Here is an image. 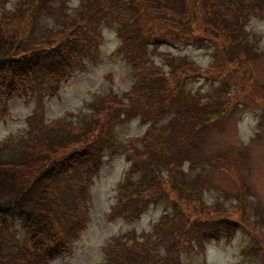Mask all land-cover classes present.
<instances>
[{
	"label": "rangeland",
	"instance_id": "obj_1",
	"mask_svg": "<svg viewBox=\"0 0 264 264\" xmlns=\"http://www.w3.org/2000/svg\"><path fill=\"white\" fill-rule=\"evenodd\" d=\"M60 1L55 2L57 8V2ZM102 1L109 3L108 0ZM79 2L80 0H65L68 11L76 12L74 9ZM197 2L199 3L189 0L186 11L179 9L174 15L164 8L151 12L139 8L121 10L120 1L113 0L110 2L111 8L119 9V14L127 13L124 14L126 21L123 16L118 17V14L112 23H98L100 27L94 43L95 54L83 57V67L74 70L66 80H60V85L55 87V94L49 96L48 93L42 95L36 92L31 96V91L27 88L26 95L20 92L6 100V110L0 114V143L7 138H13L14 143L0 149L3 159L11 157V149L16 151V144H20L19 138L24 139V143L32 142L31 139L27 141L29 137L26 134L30 127L48 129L50 133H56V129L66 131L67 138L78 136L79 141H84L85 144L97 141L98 136L105 135L104 138L112 140L116 147L114 151H108L106 146H101L103 160L94 171V176L91 172L92 179L86 183V199L82 204L87 207V211L84 216L81 212V228L75 237L74 246L68 250L53 249L52 259L48 264H101L106 261L108 264H127L128 257H132L131 252L141 248V241L154 240L155 237L151 233L154 225L155 229L164 225L167 232L175 229L170 230L168 224L170 225L171 218L179 211L185 214L180 218L183 221L180 226L186 223L185 231L188 230V220L200 217L209 221L217 220L218 216L222 217L219 221L223 225L221 234L190 233L185 236V240H178V243L170 248L162 243L159 252L167 254L161 257V263L169 261L168 264H264V0H241L239 9L227 0ZM254 2L257 5L248 9ZM176 3L179 7L184 5L178 1ZM199 4L216 5L213 14L229 11L223 17L226 20H231L234 15L238 19L235 24L238 32L233 31L231 34L239 42L236 43V40L218 31L223 27L219 26L222 24L217 22L215 16H209L211 6L204 13L199 9ZM243 5L246 8L241 10ZM17 6L16 0H0V15L10 9H16ZM164 6L173 7L172 2H165ZM26 11L30 19L31 11ZM48 13L42 16L41 27L35 29L34 38L37 40H48L50 33L47 27L53 28L54 32L58 29V21L54 18L58 11L50 9ZM151 13L164 18L166 23H158V19H153ZM182 13L186 19L177 17ZM203 19L208 24L204 25ZM210 20L216 23L215 27H208ZM15 23L12 28L9 27L10 33H7L14 34L15 39H23L24 36L20 34H25L27 28L22 23ZM170 23L177 28H168ZM119 26H122L123 30L126 27L132 41L137 38L144 39L139 53L145 73L142 75L144 83L151 84L149 78H154V92L158 93V90L163 94L167 98L168 106L169 101L171 102L165 114L154 117L151 127L147 126L148 122H143L137 113L133 116L131 112H126L119 119L121 121L115 116L117 109L123 108L122 112L128 108L126 106L131 110L132 106H136V110L140 107L142 111L147 108L139 106L143 102L144 94L137 100H134L135 97L127 98L136 77L126 48L121 44L122 38L117 34ZM137 26L141 31L136 37L132 30ZM241 26L247 31L246 34L239 31ZM203 27L212 32L204 30ZM63 31L65 33V28ZM71 36L70 38H73ZM201 39L204 40L200 41ZM133 49L137 51L136 46ZM135 54L137 55L133 53ZM169 57L171 59H168ZM173 57L181 59V66L187 68L188 73L181 72L176 75L172 72L173 67L177 66L171 62ZM143 80H140L141 83ZM225 86L228 88L225 89ZM222 89L227 93V96L221 97L220 100L227 104L223 118L216 117L210 121L206 119L203 126L207 127L202 131L200 138L190 141L186 135L179 137L183 132H176L174 127L171 130V123L191 127L192 122L183 114V105H191V99L195 102L197 99L207 101L211 98L213 101L212 92ZM119 101L122 104H119ZM41 113H44V117L40 116ZM195 118L203 120L202 116ZM38 120L45 123L42 124ZM140 134L156 139L152 145L141 146L143 149L150 146L156 155L154 160L159 161L155 165L160 180L150 184L147 178L139 180V190H144V197L152 195L142 202L145 209H141L139 215L128 213L126 218H109L107 211L112 209L116 187L120 184L125 169L129 166L136 170L139 168V161L128 162L124 158L126 151L123 152L120 148H123L124 144L139 147L142 144ZM169 137L173 140V154L167 164L172 167L171 173H167L166 161L162 163L161 156L157 157L162 149L160 139ZM69 147L59 150L58 156L66 153ZM131 181H127V193H130L133 187ZM81 184L82 182H78L77 190L75 185L67 190L68 202L70 195H77L78 186ZM79 197L78 194L73 202L77 210L74 213L76 218L77 214H80ZM207 205L216 207L213 210V206ZM71 211H74V208ZM13 219L8 231L23 241L27 235L20 220L15 216ZM174 226L177 227V224ZM125 231L126 236L132 231L137 234L124 237L125 242L114 246L111 253L102 249L112 241L110 234L116 233L121 237ZM142 232L148 233L149 237L142 239ZM58 234V239H62L61 233ZM178 235L179 233H176L175 237ZM162 236L163 234L158 235L156 240ZM51 242L48 241V245H51ZM58 242L63 244L61 240ZM24 245L35 252L33 244ZM167 250L174 252L169 254ZM26 255L27 260L32 261L31 264H36L41 257L30 258L32 255L28 252Z\"/></svg>",
	"mask_w": 264,
	"mask_h": 264
},
{
	"label": "trees",
	"instance_id": "obj_2",
	"mask_svg": "<svg viewBox=\"0 0 264 264\" xmlns=\"http://www.w3.org/2000/svg\"><path fill=\"white\" fill-rule=\"evenodd\" d=\"M56 1L57 0H16L18 3L16 9H10V11L0 15V114L5 112V102L9 97H13L14 94L20 92L26 95L27 88L30 89L31 96L36 92L42 95L48 93L49 96L55 94V87L60 85V80H66L74 70L81 69L83 67V57L95 54L94 43L99 35L100 27L98 23H112L113 19H115L120 12L117 8H111L112 3L110 5V2L113 0H108L109 3L107 4L102 0H80L75 6L76 8L74 7L76 12L71 13L67 9L65 0L57 2L59 4L58 8L55 5ZM119 1L121 10L139 8V10L145 9L151 12L152 10L159 11L164 8L167 12L176 15L179 9L180 11H186L189 0ZM176 1L184 5L179 7ZM191 1L193 3H199L197 2L198 0ZM227 1H230L231 4L238 9L241 6V0ZM165 2H169V4L172 2L173 7H163ZM109 5L110 7L108 8ZM253 5H257V3L254 2L248 9H252ZM198 6L204 13L207 12L206 9L211 6V10L208 12L209 16H215L217 22L222 24L219 26L223 27L218 29V31L236 40V43L239 42V40L231 34L233 31L238 32L235 25L238 19H236L234 15H232L231 20H226V18L223 17L227 15L229 11L215 12V14H213L212 11L216 8V5L210 4L209 6H204L199 4ZM243 8H246V6L243 5L241 10H243ZM50 9H53L55 12L58 11V13L54 15V18L58 21V29L62 28L54 32L52 31L53 28L47 27V31L50 33V35H48V40H37L34 38V34L37 28L41 27L42 16L47 14ZM26 10L31 11L30 19H28ZM124 14L126 15L127 13L119 14L118 17L123 16L125 19ZM151 16L153 19L157 18V22L160 24L166 23L164 18L162 19L158 16H154L152 13ZM177 17L179 19H186L184 13ZM203 21L205 22L204 25L208 24L205 19H203ZM210 21L208 27H212V25L214 26V24H216L213 20ZM230 21L233 22L227 24ZM15 22L22 23V25L27 28L25 32L26 35L20 34L24 36L23 39H15V37H13L14 34L7 33L10 31V28L16 24ZM175 23L179 25V23ZM167 27L173 30L177 28L173 23H170ZM64 28L65 33L63 31ZM203 29L212 32L209 28L203 27ZM158 30L160 31L161 28H158ZM241 30H239L241 33H247L242 26ZM117 31L118 36L122 38L121 44L123 43L124 48H126V53L129 56L128 60L132 62L131 64L135 70L133 74L136 80L127 98L131 99L135 97L134 100H137L141 94H144L143 102L140 103L139 106L147 108H144V111H142L140 107L139 110H136V106H132L133 110H131L129 106H126L128 108H125L122 112L121 109L123 108L117 109L115 116L117 115V120L121 121L119 119H121L122 115L124 116L126 112H131L133 116L137 113L141 116L142 121H147V126L151 127L150 125L153 123L154 117L159 116V114H165L164 112L168 111L171 102L169 101L168 106L167 98L159 93L158 90V93L154 92L156 90V86L153 84V82H156L154 78H149L151 84L144 83L142 75L145 73L142 66L143 63L140 61L142 59L139 55L144 39L139 40V38H137L132 41L131 37L126 32V27L123 30L122 26H119ZM139 31H141L139 26L132 30L136 37ZM70 36L73 38H70ZM165 36L167 35L165 34ZM56 37L58 38L57 40L54 39ZM203 40L204 39H201L200 41ZM135 46L137 47L136 52L133 49ZM133 53H137V55H133ZM165 58L167 57L165 56ZM168 59H171V57ZM173 59L174 60L171 62L175 65L177 64V66L173 67L172 72L176 75L181 74V72L188 73V69L181 66V59L179 57V62L177 57H173ZM141 79L143 83H141ZM151 86L153 88H151ZM226 88L228 87L225 86V89ZM212 93L213 101H211L210 98V100L207 101L197 99L194 102V100L190 98L192 101L191 105H183V114L192 122L190 124L191 127H185L183 125L177 126V123L174 124L170 122L172 125L170 126L171 130L174 127L176 132H183L181 133L183 135L179 137L186 135L190 141L194 140V138L197 140L200 138L202 131L206 130L207 126H203L206 123V119L210 121L216 117L220 119L223 118L227 104L220 100L221 97L227 96L226 90H217L215 93ZM162 100L164 101L162 102ZM201 102L202 105H200ZM159 105L162 107H159ZM100 107H102V105H100ZM95 111L96 110H94V112ZM40 116L44 117V113H41ZM118 116H120V118ZM198 116H202L203 120H197L195 117ZM149 119H151L150 123ZM38 121L42 122V124L45 123L42 120ZM197 121L199 124H196ZM115 123L116 121L113 122V124ZM58 130L59 129H56V133H50L48 129L30 127L27 129L26 134H28L27 136L29 137L27 141L31 139V143H24V139L19 138L18 140L20 141L18 142L20 144H16L15 148L17 152L11 149V153H9L11 157L8 159H3L0 155V264H17L15 261L22 262L21 264H31L32 261L27 260V252H30V255H32L30 258L38 259L39 256L42 257L36 261V264H46L47 254L52 245L57 243L58 240L68 242L70 237L74 236L80 229L81 212L84 216V213L87 211V207L82 204V201L85 203L84 199H86V183L91 180V172L94 171L103 160H101L103 152L100 151L104 146L108 148V151H114L116 148L112 140L104 138L105 135L98 136L99 138L97 141L85 144L84 141H79L80 139L78 136L67 138L68 133H65L66 131ZM84 134H86V131ZM93 135L97 136V134ZM139 137V139H142V144H140L139 147L133 145L132 148L130 144H124L123 148H120L123 152L126 151L124 152V158L128 162L131 163L135 160L139 161V168L136 170L133 166H129L125 169L123 177L119 181L120 184L116 187L115 202L112 204V209L107 211L108 216L122 215L126 218V214L128 213L130 215H139V211L145 209L143 208L144 206H142V202L145 201L147 197L152 196L149 194L144 197V190H139V180L147 178L149 184L160 180V176L156 170V163L158 160H154L156 155L150 146L146 149H143L141 146L147 144L152 145L154 143L153 140L156 139L149 138V135L145 136L143 134H140ZM162 137H165V135H162ZM172 142L173 140L171 137L165 140L161 138L159 141L162 149L157 157L161 156L160 162L166 161L165 165L169 164L168 160H171L170 156L173 154L171 148ZM11 143H14L13 138H7L4 142L0 143V149ZM69 145H71V147H69ZM102 145L103 147H101ZM66 147H69L66 149L68 151L64 154L61 153L63 154L62 156H58V151ZM172 171V167L167 165V173H171ZM134 178L138 180H134ZM147 179L144 181L146 182ZM128 180H132L131 182L133 184L130 193L125 191ZM78 182H82V184L78 186V193L77 195L76 193H74L73 196L70 195L68 202L67 190L73 185L76 186L77 190ZM135 191L137 192L134 193ZM78 194L80 195L79 199L82 206L80 204V214H77L76 218L74 213L77 212V210L73 202L76 201ZM207 206H213V210L216 207L215 205ZM73 208L74 211H71ZM14 216L20 220L21 227L27 235L23 241H20V237L13 236L12 233L9 232L10 230L8 231L14 221ZM184 216L185 214L179 211L171 218L168 228L170 230L175 228L171 232H167V228L164 225H160L157 229H155L154 225L153 232L151 233L155 237V242L153 239H150L148 242L141 241V248L131 252L132 257H128L126 261L127 264H168L169 261L166 260H163L166 262L161 263V257L167 253L163 255L159 252L161 248L160 244L164 243L163 245L169 246L170 248L176 245L178 240H185V236L190 235V233H192V235H198L199 233H202V235L207 233L221 234L223 225L219 223L222 219L220 216L216 217L217 220L204 221L200 217L192 221L188 220L190 223L188 222L189 225L187 223V231H185L186 223L180 226V222H183L180 218ZM225 221L227 222V220ZM174 224H177V227L174 226ZM58 233H61V236H63L62 239H58ZM176 233H179L177 238L175 237ZM136 234L137 233L132 231L126 238ZM160 234H163V236L156 240L157 236ZM140 236H143L142 239L149 237L146 232H142ZM48 241H52L51 245H48ZM201 243L203 244V241H201ZM24 244H33L35 252H32L31 249ZM137 245H139V243ZM114 246H107L102 249L111 253ZM134 246H136V244H134ZM43 250L44 252H42ZM167 252L172 254L174 251L171 252L167 250ZM158 257L160 258L158 259ZM106 263L107 261L101 262V264ZM117 264L123 263L117 262Z\"/></svg>",
	"mask_w": 264,
	"mask_h": 264
},
{
	"label": "bare ground",
	"instance_id": "obj_3",
	"mask_svg": "<svg viewBox=\"0 0 264 264\" xmlns=\"http://www.w3.org/2000/svg\"><path fill=\"white\" fill-rule=\"evenodd\" d=\"M109 218H113L114 216H108ZM118 217H124V216H122V215H118ZM126 233H127V231H125V233H123L122 234V236L120 237L118 234H116V233H112V234H110V241L111 242H109V243H107V245H105V246H103V247H107V246H110L111 244H113L112 245V247L115 245V244H118V243H123V242H125V239H124V237H126ZM112 238V239H111Z\"/></svg>",
	"mask_w": 264,
	"mask_h": 264
}]
</instances>
